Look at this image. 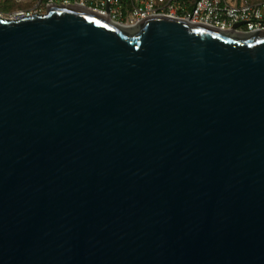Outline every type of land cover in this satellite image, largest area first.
I'll return each instance as SVG.
<instances>
[{
  "label": "water",
  "instance_id": "1",
  "mask_svg": "<svg viewBox=\"0 0 264 264\" xmlns=\"http://www.w3.org/2000/svg\"><path fill=\"white\" fill-rule=\"evenodd\" d=\"M0 264H264V30L0 14Z\"/></svg>",
  "mask_w": 264,
  "mask_h": 264
},
{
  "label": "built area",
  "instance_id": "2",
  "mask_svg": "<svg viewBox=\"0 0 264 264\" xmlns=\"http://www.w3.org/2000/svg\"><path fill=\"white\" fill-rule=\"evenodd\" d=\"M23 0H14L21 3ZM53 4H74L85 7L103 17L125 24L155 16L180 17L193 23H202L220 30L251 33L264 30V0H31L36 12ZM44 5V6H43ZM30 7V6H29ZM18 10L15 17L33 13ZM26 12V13H25Z\"/></svg>",
  "mask_w": 264,
  "mask_h": 264
},
{
  "label": "rangeland",
  "instance_id": "3",
  "mask_svg": "<svg viewBox=\"0 0 264 264\" xmlns=\"http://www.w3.org/2000/svg\"><path fill=\"white\" fill-rule=\"evenodd\" d=\"M30 1L31 0H23L21 3H16L14 2V0H0V14L6 16V17H14L15 16V13L16 11L18 10H22L24 8H20V9H10L13 7V5H20V6H24V5H28L30 4ZM3 6H5V8H9L7 9L6 11H2L1 8H3ZM47 7H42L41 9H39L37 12L38 13H45L47 11ZM32 12H36L34 9L31 10ZM27 12V11H26ZM25 12V13H26Z\"/></svg>",
  "mask_w": 264,
  "mask_h": 264
},
{
  "label": "trees",
  "instance_id": "4",
  "mask_svg": "<svg viewBox=\"0 0 264 264\" xmlns=\"http://www.w3.org/2000/svg\"><path fill=\"white\" fill-rule=\"evenodd\" d=\"M30 6V4H28V5H24V6H20V5H13V7L12 8H10V9H20V8H28ZM7 9H9V8H5V6H3V8H1V10L4 12V11H6Z\"/></svg>",
  "mask_w": 264,
  "mask_h": 264
},
{
  "label": "flooded vegetation",
  "instance_id": "5",
  "mask_svg": "<svg viewBox=\"0 0 264 264\" xmlns=\"http://www.w3.org/2000/svg\"><path fill=\"white\" fill-rule=\"evenodd\" d=\"M43 6H44V5H43ZM44 7H47V6L45 5ZM47 8H48V7H47ZM25 10H27V11L32 10V5H30V7H28V8H25Z\"/></svg>",
  "mask_w": 264,
  "mask_h": 264
}]
</instances>
